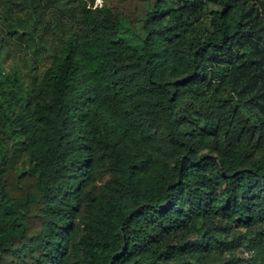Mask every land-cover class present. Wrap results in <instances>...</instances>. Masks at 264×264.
<instances>
[{"label": "trees", "instance_id": "16d2710c", "mask_svg": "<svg viewBox=\"0 0 264 264\" xmlns=\"http://www.w3.org/2000/svg\"><path fill=\"white\" fill-rule=\"evenodd\" d=\"M132 21L0 0V264L264 258V0H148Z\"/></svg>", "mask_w": 264, "mask_h": 264}, {"label": "rangeland", "instance_id": "374dc122", "mask_svg": "<svg viewBox=\"0 0 264 264\" xmlns=\"http://www.w3.org/2000/svg\"><path fill=\"white\" fill-rule=\"evenodd\" d=\"M110 5L116 6L119 9L123 10L129 17L134 20L132 22H136L139 25L138 19L144 13L146 9V5L148 4V0H107ZM54 3L52 4V8ZM16 11H18L16 9ZM19 12V11H18ZM15 14V12H13ZM21 14L25 15V12L22 11ZM51 18L54 16L53 12H49L48 14ZM10 48L11 53L9 55L7 65L11 66L12 64H17V66L22 69H27L26 65L30 62L27 59V54H30L28 48L26 47L24 42L14 41L10 42L7 46ZM30 59V57H28ZM27 62V63H26Z\"/></svg>", "mask_w": 264, "mask_h": 264}, {"label": "built area", "instance_id": "2783aa9c", "mask_svg": "<svg viewBox=\"0 0 264 264\" xmlns=\"http://www.w3.org/2000/svg\"><path fill=\"white\" fill-rule=\"evenodd\" d=\"M245 254L247 256V259L242 264H264V258L262 260L257 259V253L255 249H248L246 250Z\"/></svg>", "mask_w": 264, "mask_h": 264}]
</instances>
